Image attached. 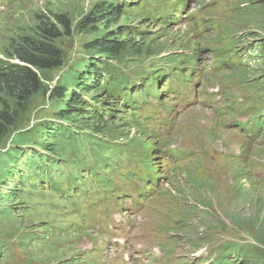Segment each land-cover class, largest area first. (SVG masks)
I'll list each match as a JSON object with an SVG mask.
<instances>
[{"label": "rangeland", "instance_id": "obj_1", "mask_svg": "<svg viewBox=\"0 0 264 264\" xmlns=\"http://www.w3.org/2000/svg\"><path fill=\"white\" fill-rule=\"evenodd\" d=\"M104 1L0 0V59H8L12 36L38 24L37 13L66 14L71 34L59 39L64 66L45 70L41 76L51 87L66 84L70 92L84 87L76 102L84 107L83 113L93 112L98 104L100 109L112 108L110 119H116L111 123L118 125L110 131L78 127L80 120L58 118L65 101L43 94L35 97L28 118L0 145V173L14 166L13 159L6 163V155L18 150L17 140L24 135L41 134V140L54 143L56 153L41 145L26 147L20 155L21 169L13 177H0V193L5 200L17 192L7 189L9 184L16 185L19 174L32 172L34 163L39 172L56 163L66 194L52 191L40 180L37 188L22 191L23 197L16 202V197L9 198L23 224L19 229L0 217V250L6 252L5 258L0 255V264H98L101 253L107 256L106 264H163L160 238L177 241L174 260L186 254L205 260L211 248L225 251L224 244H230L249 254L247 258L234 254L235 264H264V0L250 4L249 0H124L125 4L140 3L145 15L135 22L136 28H142L144 40L152 42L154 50L114 61L123 75L122 86L139 82L136 90L146 82L148 72L165 74L150 95L142 91L132 104H123L121 97L106 92L89 98L94 87L103 85L102 81L91 85L97 79L88 77L83 85L87 74L82 72V63L103 58L88 53L85 46L102 28L93 24L92 15L98 14ZM7 4L11 5L4 10ZM100 71L105 79L111 77L107 67ZM169 76L172 79L167 83ZM215 87L221 93L212 92ZM66 128L70 135L59 132ZM257 131L262 136V132L254 134ZM99 143L104 146L102 152ZM38 154L49 157L45 160ZM79 159L88 164L80 165L78 175L70 176L67 167L61 168L69 164L70 172H76ZM183 169L192 174L189 179ZM153 170L163 176L158 183L154 181L157 191L152 194L162 202L156 222L166 217L167 225L182 226L177 231L167 227L168 234L148 236L146 246L138 242L146 220L140 213L130 217L134 224L124 237L107 229L115 225L114 212L122 211L129 200L142 199L146 188L141 178L152 182L147 176ZM123 173L136 181H121ZM72 179L81 185L70 190ZM174 183L182 189L180 196L169 193ZM47 225L52 233L42 239ZM155 230L156 226L150 233ZM13 256L15 261L8 263ZM225 262L232 264L228 259Z\"/></svg>", "mask_w": 264, "mask_h": 264}, {"label": "trees", "instance_id": "obj_2", "mask_svg": "<svg viewBox=\"0 0 264 264\" xmlns=\"http://www.w3.org/2000/svg\"><path fill=\"white\" fill-rule=\"evenodd\" d=\"M114 3L115 0H105L104 4H101L98 14L94 13V16L92 15V18L95 19L93 24H98L102 28L98 27L96 31L98 32L97 38L90 41L89 45L85 47L87 52L98 53L103 57L102 59L98 57L92 59L93 65L88 69L87 77L83 83V85H86L87 81H89L88 77L90 79L99 78L94 85L98 84L100 80L103 81V85L100 86L98 84L94 87V95L89 97L93 100L98 98L100 93L105 92L110 95L114 93L120 95L121 90L125 88L121 87L120 81L116 79L121 78V73L118 72L113 61H122V57L129 54L140 55L154 50L152 42H146L142 34L137 35L136 29L133 31L132 27H128V30H122V21L129 18L122 17V12ZM37 18L38 24L31 28L30 31L11 37L12 44L10 45L11 51L7 56L8 59H0V145L6 142L11 130L21 125L23 121L25 122L34 108V99L39 94L48 95L54 101L61 100L67 103L66 108H62L57 113L59 119H77V121L80 120L78 121L79 124L76 125L78 127L102 128L101 130L103 131H110L112 128L117 127L118 125L111 123L116 119H110L112 115L110 110L112 108L102 105L103 107L100 109L98 104L96 108L93 107V112L83 113L84 107L78 106L76 102L78 98L82 97L81 89H85L84 87L79 88L80 91L78 92H70L66 84H58L51 87L43 79L41 76L43 71L57 70L64 66L65 55L63 49L60 48L59 39L64 34H71V24L66 14H53L52 12L51 15H44L40 11L37 13ZM115 26L118 27L114 30L113 27ZM11 60H15V62ZM103 67H107L112 71L113 75L111 74V77L107 78L108 80L105 79L106 77H101L100 68ZM158 79L159 77L153 75L150 76L149 82L157 81ZM125 94L127 97L124 103H128L129 100L132 101L134 95L130 94L126 88L122 95L124 96ZM99 100L103 104V101ZM91 105H94L93 101H91ZM62 131L59 132L62 134L69 133L67 128L65 132ZM41 137V134L32 135L31 137L24 135L17 140L18 150L14 154L6 155V163L13 159L12 164L14 166L9 165L7 172H1V179L21 169L19 167L20 155L25 152L26 147L36 144L54 150V143H50L49 140H41ZM99 145L101 148L99 147L98 149L102 152L104 146L103 144ZM38 155L46 159L44 154ZM29 156L30 154L27 153L26 157ZM82 161L83 159H81L80 165L88 164V161ZM77 178L79 179L76 176Z\"/></svg>", "mask_w": 264, "mask_h": 264}, {"label": "clouds", "instance_id": "obj_3", "mask_svg": "<svg viewBox=\"0 0 264 264\" xmlns=\"http://www.w3.org/2000/svg\"><path fill=\"white\" fill-rule=\"evenodd\" d=\"M251 3V0H249V2H248V4H250ZM12 4V3H11ZM10 4V5H11ZM243 4V3H242ZM9 4L6 6V7H4V10L5 9H7V8H9V6H10ZM114 5H116L117 6V8L122 12V17H128V16H126L127 14H128V12L129 11H131V9L132 8H134L136 5H137V2L135 1L134 2V4H130V3H128V4H125L124 3V0H119V3H118V0H115V3H114ZM246 5H247V3H246ZM245 5V6H246ZM244 6V5H243ZM235 10H237V12L239 11V9H235ZM3 11V10H2ZM3 13H6V11H3ZM143 16H141L140 14H138V16H131V17H128L129 19L128 20H126V21H128V22H125L123 25H124V27H123V25L121 26L122 27V30L123 31H126V30H128V27H132V29L134 30V29H136V30H139L140 31V29H142V28H136V24H135V22H138L141 18H142ZM133 19H135V20H133ZM138 20V21H137ZM126 24V25H125ZM86 47V46H85ZM86 51H87V49H85ZM88 53H90V51L88 52ZM83 62V60L81 61V63ZM93 65V61L91 60V62H87V61H85V62H83L82 63V66H83V69H82V72H84L86 69H88V68H91V66ZM227 248H229L230 250H233V252H245L246 253V258L249 256V254H248V252H246L243 248H241V247H238V246H233V245H230V244H228V247ZM250 259H251V257H250ZM229 261H234L233 259H231V260H229Z\"/></svg>", "mask_w": 264, "mask_h": 264}, {"label": "bare ground", "instance_id": "obj_4", "mask_svg": "<svg viewBox=\"0 0 264 264\" xmlns=\"http://www.w3.org/2000/svg\"><path fill=\"white\" fill-rule=\"evenodd\" d=\"M160 178V176H155L154 177V179L152 180V183H155L154 181H158V179ZM159 182V181H158ZM158 182H156V183H158ZM140 200V199H139ZM139 204V203H138ZM137 204V205H138ZM138 213H141V211H138ZM115 233H117V232H115ZM143 236H141L140 238H139V240H138V242L139 243H141V244H144V245H146V246H149V243H148V236H150V235H152V237L156 234H158V231L157 230H155V231H152V233H150V230L149 229H147V228H144L143 229ZM160 234V233H159ZM160 242H163L164 240L162 239V238H160V240H159ZM206 243V242H205ZM172 249L173 250H175V248H173V246H172ZM145 255H147V252H145ZM144 255V256H145ZM225 258V257H224ZM206 263L207 264H209V262L208 261H206Z\"/></svg>", "mask_w": 264, "mask_h": 264}]
</instances>
